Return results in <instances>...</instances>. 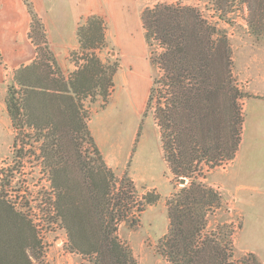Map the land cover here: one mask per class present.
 <instances>
[{"label": "trees", "instance_id": "obj_1", "mask_svg": "<svg viewBox=\"0 0 264 264\" xmlns=\"http://www.w3.org/2000/svg\"><path fill=\"white\" fill-rule=\"evenodd\" d=\"M22 1L30 15L28 37L36 56L15 70L19 89L7 87L5 104L17 135L32 134L40 145L52 188L44 214L49 223L64 228L66 248L81 257L79 264H137L130 246L119 238L118 226L136 225L144 207L159 195L140 196L131 177L118 176L106 164L82 103L88 96L105 103L120 67L115 63L107 73L95 52L105 45L106 22L96 14L80 20L78 48L68 56L75 70L65 76L33 2ZM207 3L212 16L178 3H157L140 12L151 79L143 115L152 111L170 172L179 183L185 180L166 199L168 228L158 249L169 264H263L255 253L238 250V259L231 260L235 226L230 220L210 226L212 215L228 209L221 193L204 178L234 159L244 123L242 100L253 97L234 76L232 48L220 22L231 25L235 16L230 13L245 10L247 32L264 39V0ZM79 136L88 140L95 163L82 157ZM240 219L236 228L242 225ZM35 239L31 219L0 190V264L13 263L1 254L7 249L23 259L20 264H31L25 249Z\"/></svg>", "mask_w": 264, "mask_h": 264}, {"label": "rangeland", "instance_id": "obj_2", "mask_svg": "<svg viewBox=\"0 0 264 264\" xmlns=\"http://www.w3.org/2000/svg\"><path fill=\"white\" fill-rule=\"evenodd\" d=\"M207 1L135 0L132 16L134 27L126 33L116 31L110 20L102 16L106 22L105 45L95 52L107 73L111 72L115 63L120 67L113 73V86L105 103L99 96L93 100L89 96L84 97L82 103L89 111L88 128L106 164L118 176L126 174L131 177L140 196L150 192L159 195L155 203L144 207L136 225L121 222L118 226V236L130 246L137 264H169L158 249V244L168 228L166 199L181 186L164 159L159 128L152 111L143 115L146 99L144 100L140 93L141 87L151 79L140 12L144 7L157 3H178L196 6L204 14L212 16L214 13L209 9ZM233 14L230 13L235 16L231 25L224 22H220V25L226 29L232 48L234 76L241 89L252 94V88L257 85L264 86V39L256 40L255 36L247 32L243 20L245 10ZM5 54L6 50H0V190L15 203L17 209L31 219L36 239L30 240L25 249L31 264H79L81 257L66 248L67 237L64 228L58 222L49 223L44 214V210L48 209L47 200L52 188L48 170L40 156V145L33 140L32 134L25 133L24 137L17 135L7 112V87L14 84L19 89L14 73L24 64L8 66ZM72 65L74 68L63 72L65 76L75 70L74 63ZM245 99L242 100V105ZM16 138L19 149L17 152L14 148ZM76 142L79 143L82 157L90 163H95L97 157L88 140L79 136ZM22 144L25 147H22ZM214 170L207 172L204 178L207 184ZM213 187L221 193L219 187ZM221 195L228 210L212 215L210 226L225 220L232 222L235 226L232 237L234 254L231 250L228 252L233 254L231 260H236L240 255L236 252L234 239L239 230L236 225L239 218L242 221V215L230 207L227 196L222 193ZM0 249L2 250L1 247ZM245 253L247 252H242ZM1 254L10 256L5 262L20 264L23 260L14 250L7 249Z\"/></svg>", "mask_w": 264, "mask_h": 264}, {"label": "crops", "instance_id": "obj_3", "mask_svg": "<svg viewBox=\"0 0 264 264\" xmlns=\"http://www.w3.org/2000/svg\"><path fill=\"white\" fill-rule=\"evenodd\" d=\"M31 1L44 22L49 46L63 72L74 68L68 56L78 48L76 31L82 18L101 15L116 31L124 33L134 27L135 0ZM29 27L30 15L22 0H0V50H6L8 66L28 64L35 58ZM149 85L150 81L141 87L144 100ZM257 86L252 88L253 97L243 102V130L235 157L211 172L209 184L219 187L230 207L242 215L234 239L236 249L255 253L264 264V86Z\"/></svg>", "mask_w": 264, "mask_h": 264}, {"label": "water", "instance_id": "obj_4", "mask_svg": "<svg viewBox=\"0 0 264 264\" xmlns=\"http://www.w3.org/2000/svg\"><path fill=\"white\" fill-rule=\"evenodd\" d=\"M180 183H181V185H183V184L185 183V180L182 179V180L180 181Z\"/></svg>", "mask_w": 264, "mask_h": 264}]
</instances>
